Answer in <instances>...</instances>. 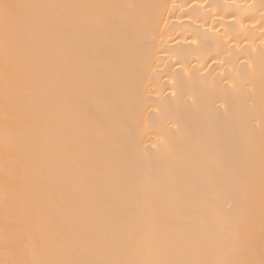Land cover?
Returning a JSON list of instances; mask_svg holds the SVG:
<instances>
[{
  "label": "bare ground",
  "instance_id": "6f19581e",
  "mask_svg": "<svg viewBox=\"0 0 264 264\" xmlns=\"http://www.w3.org/2000/svg\"><path fill=\"white\" fill-rule=\"evenodd\" d=\"M0 264H264V0H0Z\"/></svg>",
  "mask_w": 264,
  "mask_h": 264
},
{
  "label": "snow or ice",
  "instance_id": "6c2138e0",
  "mask_svg": "<svg viewBox=\"0 0 264 264\" xmlns=\"http://www.w3.org/2000/svg\"><path fill=\"white\" fill-rule=\"evenodd\" d=\"M10 7H11V6H10V5H7V4L3 5V9H4V12H5V15L8 14V9H9Z\"/></svg>",
  "mask_w": 264,
  "mask_h": 264
}]
</instances>
